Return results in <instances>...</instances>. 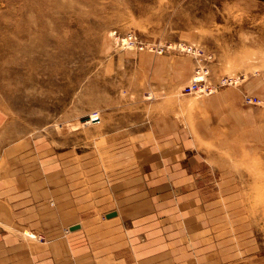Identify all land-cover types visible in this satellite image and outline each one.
<instances>
[{"label":"rangeland","instance_id":"1","mask_svg":"<svg viewBox=\"0 0 264 264\" xmlns=\"http://www.w3.org/2000/svg\"><path fill=\"white\" fill-rule=\"evenodd\" d=\"M0 164L6 264H264V0H0Z\"/></svg>","mask_w":264,"mask_h":264},{"label":"crops","instance_id":"2","mask_svg":"<svg viewBox=\"0 0 264 264\" xmlns=\"http://www.w3.org/2000/svg\"><path fill=\"white\" fill-rule=\"evenodd\" d=\"M6 179L9 183V190L6 187ZM14 179L15 171L12 172V168L7 169V171L0 168V254H4L8 250L18 249L20 244L14 235L22 228L37 227L40 220L36 196L27 195L25 192H16L19 186L15 184ZM45 217L47 218L46 222H48V212ZM25 232L31 233L35 237L29 231H23V235ZM0 264H6V260L0 259Z\"/></svg>","mask_w":264,"mask_h":264},{"label":"built area","instance_id":"3","mask_svg":"<svg viewBox=\"0 0 264 264\" xmlns=\"http://www.w3.org/2000/svg\"><path fill=\"white\" fill-rule=\"evenodd\" d=\"M206 76H207V72H200V73L197 72L196 75L193 76V78L191 80V83H190V86L186 87L188 92H193V91H199V90L207 89L208 86L206 84Z\"/></svg>","mask_w":264,"mask_h":264},{"label":"water","instance_id":"4","mask_svg":"<svg viewBox=\"0 0 264 264\" xmlns=\"http://www.w3.org/2000/svg\"><path fill=\"white\" fill-rule=\"evenodd\" d=\"M115 216V214L114 213H111V214H109L108 216H107V218H111V217H114ZM79 228V226H74V227H71L70 228V231H75V230H77Z\"/></svg>","mask_w":264,"mask_h":264},{"label":"bare ground","instance_id":"5","mask_svg":"<svg viewBox=\"0 0 264 264\" xmlns=\"http://www.w3.org/2000/svg\"><path fill=\"white\" fill-rule=\"evenodd\" d=\"M24 236L29 238V239H34L35 237H29V236H26V234L24 233Z\"/></svg>","mask_w":264,"mask_h":264}]
</instances>
